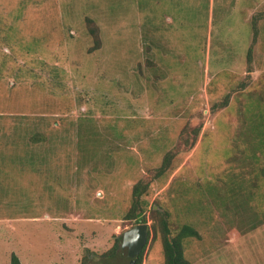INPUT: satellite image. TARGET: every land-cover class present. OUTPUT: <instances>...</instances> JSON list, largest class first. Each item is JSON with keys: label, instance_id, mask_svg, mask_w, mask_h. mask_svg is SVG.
Instances as JSON below:
<instances>
[{"label": "rangeland", "instance_id": "1", "mask_svg": "<svg viewBox=\"0 0 264 264\" xmlns=\"http://www.w3.org/2000/svg\"><path fill=\"white\" fill-rule=\"evenodd\" d=\"M140 181L143 264L152 209L191 264H264V0H0V264H128Z\"/></svg>", "mask_w": 264, "mask_h": 264}, {"label": "trees", "instance_id": "2", "mask_svg": "<svg viewBox=\"0 0 264 264\" xmlns=\"http://www.w3.org/2000/svg\"><path fill=\"white\" fill-rule=\"evenodd\" d=\"M87 23L93 24V20L87 19ZM255 24V21H254ZM255 30V28H254ZM89 33L95 40V47L92 50L101 49V40L99 37V31L97 27H92L89 29ZM256 37V31L254 39ZM92 52V51H91ZM252 50L250 49L248 54V60L251 61ZM249 72L252 69L249 68ZM229 99L227 98L221 106L224 108L228 105ZM172 155L169 153L163 160V163L159 169L155 171V179L163 177L171 168ZM150 183L145 181L138 182L132 192V206L130 210L125 215L126 221H134L136 225L147 224L146 210L148 209V203L143 198L149 189ZM150 219L153 220L152 228L156 233H160L163 253H164V264H191V262L186 258V241L189 239H200V232L191 224H184L176 229H174L170 224V214L168 211L160 210L156 211L152 209L150 214ZM150 234V233H149ZM148 235V239H149ZM122 240L123 237H117L115 239L114 245L108 251L102 253L100 256L105 259H113L122 251ZM146 247L141 252V254L136 258L135 264L144 263V252ZM86 254L83 257L82 264H88L90 262V255L93 253L89 249H86ZM131 259L128 264H131ZM11 264H22L19 257L16 254L11 256Z\"/></svg>", "mask_w": 264, "mask_h": 264}, {"label": "water", "instance_id": "3", "mask_svg": "<svg viewBox=\"0 0 264 264\" xmlns=\"http://www.w3.org/2000/svg\"><path fill=\"white\" fill-rule=\"evenodd\" d=\"M148 234L149 225L140 224L123 235L122 252L125 257L131 258V264H135L136 258L141 254L147 245Z\"/></svg>", "mask_w": 264, "mask_h": 264}]
</instances>
